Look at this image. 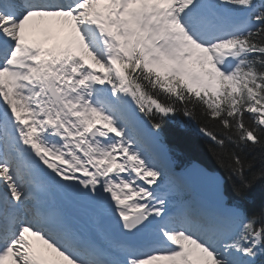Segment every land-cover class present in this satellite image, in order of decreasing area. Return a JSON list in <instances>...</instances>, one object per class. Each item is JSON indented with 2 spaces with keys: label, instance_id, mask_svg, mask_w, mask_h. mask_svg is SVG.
<instances>
[{
  "label": "snow or ice",
  "instance_id": "1",
  "mask_svg": "<svg viewBox=\"0 0 264 264\" xmlns=\"http://www.w3.org/2000/svg\"><path fill=\"white\" fill-rule=\"evenodd\" d=\"M256 183L264 0H0V264H264Z\"/></svg>",
  "mask_w": 264,
  "mask_h": 264
},
{
  "label": "trees",
  "instance_id": "2",
  "mask_svg": "<svg viewBox=\"0 0 264 264\" xmlns=\"http://www.w3.org/2000/svg\"><path fill=\"white\" fill-rule=\"evenodd\" d=\"M185 161H194L206 167H214L215 160L209 143L192 132L180 145ZM248 204L255 210L264 207V183H256L249 194Z\"/></svg>",
  "mask_w": 264,
  "mask_h": 264
}]
</instances>
